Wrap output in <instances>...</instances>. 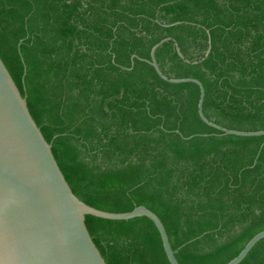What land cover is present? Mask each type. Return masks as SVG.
<instances>
[{
    "label": "trees",
    "instance_id": "1",
    "mask_svg": "<svg viewBox=\"0 0 264 264\" xmlns=\"http://www.w3.org/2000/svg\"><path fill=\"white\" fill-rule=\"evenodd\" d=\"M264 0H0V57L74 194L163 222L180 264L264 231ZM180 47L183 57L176 48ZM135 58L133 59V57ZM86 224L107 264H170L152 220ZM240 264H264V239Z\"/></svg>",
    "mask_w": 264,
    "mask_h": 264
},
{
    "label": "water",
    "instance_id": "2",
    "mask_svg": "<svg viewBox=\"0 0 264 264\" xmlns=\"http://www.w3.org/2000/svg\"><path fill=\"white\" fill-rule=\"evenodd\" d=\"M151 50L148 61L170 83H195L200 88L201 119L224 135L264 136L263 131H237L210 121L203 112L205 87L195 78H169ZM178 54L183 57L176 43ZM135 56L133 57V59ZM88 215L108 220L147 217L160 232L170 264H180L161 219L145 206L112 213L80 200L66 180L52 150L34 120L27 102L0 57V264H107L86 224ZM264 239L254 236L227 264H240Z\"/></svg>",
    "mask_w": 264,
    "mask_h": 264
}]
</instances>
